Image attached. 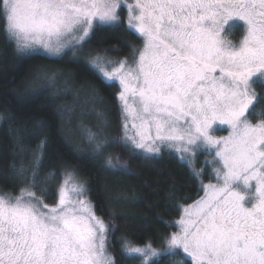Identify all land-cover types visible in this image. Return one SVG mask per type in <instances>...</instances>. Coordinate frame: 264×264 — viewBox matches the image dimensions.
<instances>
[{
	"label": "snow or ice",
	"instance_id": "obj_1",
	"mask_svg": "<svg viewBox=\"0 0 264 264\" xmlns=\"http://www.w3.org/2000/svg\"><path fill=\"white\" fill-rule=\"evenodd\" d=\"M121 7L131 13L129 30L143 41L138 60L134 66L115 62L119 67L111 71L92 67L108 86L118 79L126 118L139 130L111 143L147 154L162 147L202 149L214 156L217 180L183 210L181 231L167 238L162 252L124 240L128 254L141 264L160 257L180 258V264H189L185 257L192 264H264V119H250L260 102L253 78L264 79V0H135L131 7L119 0H0V19L18 53L43 49L57 57L69 37L82 50L94 24L118 26ZM240 28L238 44L223 39ZM214 124L227 125L229 134L215 138ZM89 139L98 151L108 143L91 132ZM44 143L19 195H0V264H116L108 241L114 230L85 201L69 196L67 179L55 193L58 204L45 202L50 186L39 179ZM19 176L24 179L25 169ZM71 191L86 194L83 185Z\"/></svg>",
	"mask_w": 264,
	"mask_h": 264
},
{
	"label": "trees",
	"instance_id": "obj_2",
	"mask_svg": "<svg viewBox=\"0 0 264 264\" xmlns=\"http://www.w3.org/2000/svg\"><path fill=\"white\" fill-rule=\"evenodd\" d=\"M3 23L0 19V192L20 191L31 176L44 141L39 179L50 186V198L45 202H54L64 175H76L85 183L95 213L102 219L110 215L114 218L111 246L116 264H141L139 257L124 253L123 241L156 244L166 237L182 207L199 197L200 179L173 153L151 158L127 154L123 149L119 156L112 155L113 163L108 166L102 155L83 152L67 135L61 97L37 78L42 71L68 69L76 82H90L110 105L115 132L117 85H106L89 67L87 56L106 53L131 59L140 47V39L121 20L114 27L94 26L91 38L82 47L86 53L79 52L73 59L67 55L52 58L18 53L5 37ZM256 90L262 94L261 85L257 84ZM262 112L264 99L255 105L251 121L264 119ZM21 168L25 169L24 179L19 176ZM50 173L56 175L50 177ZM156 264L176 263L173 257H160Z\"/></svg>",
	"mask_w": 264,
	"mask_h": 264
},
{
	"label": "rangeland",
	"instance_id": "obj_3",
	"mask_svg": "<svg viewBox=\"0 0 264 264\" xmlns=\"http://www.w3.org/2000/svg\"><path fill=\"white\" fill-rule=\"evenodd\" d=\"M119 3L122 5H127L128 7H131L135 0H119ZM118 16H119V22L122 20L125 26L129 29L128 25V19L131 16V13L124 7H121L118 9ZM118 22V23H119ZM95 26V24H94ZM131 31V30H130ZM133 32V31H132ZM134 33V32H133ZM137 37L138 34L134 33ZM243 34V29H236L232 32H226L223 34V39L225 41L232 42L233 44H238ZM139 38V37H138ZM141 41L140 47L138 50H140L143 46V41L141 38H139ZM69 46L62 49V51L58 54L57 57L59 58L63 55H67L68 58H75L79 55V52L81 54L84 52L83 49L81 50V47L77 45L75 48H73L71 45L74 43V39L72 37L68 38ZM14 46L15 43L13 42ZM16 48V46H15ZM138 50L136 53L132 56L131 59L114 56L111 54H94L87 56V62L89 67L101 78L102 75L99 71L94 70L92 66H96L97 68H105L108 71H111L115 67H119L118 61H127V64L129 66H134V60H138ZM38 53L48 56L44 53L43 49H38ZM86 53V52H84ZM25 54V53H21ZM53 58V57H52ZM112 62V63H109ZM37 78L39 80H42L44 84H47L48 86H51L54 91L61 97L63 105H62V112L65 115V127L67 129V135L70 139V141L76 145L79 149L81 148L83 152L89 153V154H100L103 156L105 164L108 166V160L112 157L113 154H117L119 156V153L124 149V151L127 154L132 153H138L146 157L151 158H157L158 156L164 154V153H173L175 154L179 160L187 164L190 169L193 171V173L200 179L201 181V189H200V195L198 198H196L194 201H192L190 204L186 205L185 207H182L180 216L172 222V230H169L168 235L166 237H162L161 239L155 241L156 244H152L151 242L145 243L143 245H134L138 247H143L145 245L151 244L157 251H163L164 248L167 245V238L170 237L172 234L178 233L181 231L179 221L184 216V209L185 208H192L193 205L196 204L198 200L204 197L205 195V187L208 184H216L217 180L214 178V165L212 161L214 160L213 155H209L207 152L203 151L202 149L196 150L194 152H188V153H182L177 152L174 148L169 147H162L161 151L156 154H147L142 149H134L133 150H126L121 144H113L111 141L115 139H120L124 136L125 133H127L128 137L135 136L138 128H133V120L128 117L126 118V113L124 112L123 102L119 99L120 93L123 91L122 86L119 84L118 79L114 80L112 83H115L118 88V93L116 94V100H115V108H116V117L114 119L115 121V132H112L113 129L111 127V120L109 116V104L106 102L105 98L100 96L97 89L90 83V82H76L74 80V77L72 76L70 70L68 69H62L59 72H47L42 71L38 74ZM104 79V78H103ZM256 83L253 84V91L256 93V96L260 99H264V79H257ZM105 80V79H104ZM261 85L262 94H259L256 90V85ZM132 97L129 95V102H132ZM137 124H139V121H136ZM256 123V122H253ZM127 125V127H125ZM95 133L98 136L107 139L108 143L105 144V146L101 150H97L95 147V144L90 141L89 139V133ZM152 134L154 135V129L152 130ZM229 134V130L227 128V125H219L214 124L212 126L211 135H213L215 138L219 139L221 137H226ZM123 160H121V163ZM113 163V162H112ZM69 174L71 175V178L69 179ZM65 179L68 180L67 188L69 190V196L73 199H80L85 201L90 207L93 208L91 202L88 199L87 192L83 196H77V194L73 191H71L73 185H83L86 189L85 183L80 180L76 175L72 173H67L62 178L61 182L57 186L56 193L58 189L64 184ZM20 191L17 194H11V193H1L0 195L8 194L11 196L19 195ZM47 203V202H46ZM50 207L56 206L58 204V197L56 196L53 203H48ZM94 209V208H93ZM95 213V211H94ZM95 215L104 221L106 225H110V221H114V218L112 215H110L107 219L100 218L96 213ZM110 235V234H109ZM109 241V238H108ZM111 246V241L109 242ZM124 253L129 255L127 252V249L123 245ZM110 251L112 253L113 259H115V252L112 249V246L110 247ZM132 256H137V254H131ZM140 261L142 260L141 257H139ZM185 259L189 260L191 262V258L185 257ZM173 262L176 264H180V258H173Z\"/></svg>",
	"mask_w": 264,
	"mask_h": 264
},
{
	"label": "water",
	"instance_id": "obj_4",
	"mask_svg": "<svg viewBox=\"0 0 264 264\" xmlns=\"http://www.w3.org/2000/svg\"><path fill=\"white\" fill-rule=\"evenodd\" d=\"M110 221V225H111V229H113L114 231L110 233L109 235V242L111 241L112 237H113V234L115 232V226H114V221L112 220H109Z\"/></svg>",
	"mask_w": 264,
	"mask_h": 264
}]
</instances>
